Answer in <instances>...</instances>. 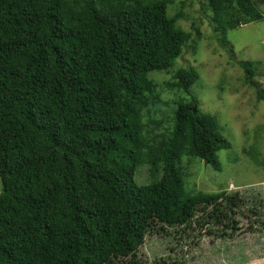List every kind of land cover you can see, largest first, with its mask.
<instances>
[{
    "label": "trees",
    "instance_id": "obj_1",
    "mask_svg": "<svg viewBox=\"0 0 264 264\" xmlns=\"http://www.w3.org/2000/svg\"><path fill=\"white\" fill-rule=\"evenodd\" d=\"M205 1L222 39L263 19L255 0ZM169 2L0 0V264H115L150 226L188 223L199 206L237 227L221 207L237 193H186L177 168L184 156L218 168L231 148L196 107L194 66L163 83L189 97L173 102L171 126L152 133L143 120L158 102L149 72L172 67L192 39L177 24L183 4L168 16ZM237 63L264 100L254 62ZM159 117L148 123L167 124ZM142 166L150 181L138 184Z\"/></svg>",
    "mask_w": 264,
    "mask_h": 264
},
{
    "label": "rangeland",
    "instance_id": "obj_2",
    "mask_svg": "<svg viewBox=\"0 0 264 264\" xmlns=\"http://www.w3.org/2000/svg\"><path fill=\"white\" fill-rule=\"evenodd\" d=\"M255 1L263 19L226 30L225 39L214 29L205 0H171L167 4L168 16L183 4V16L177 24L190 31L192 39L183 46L172 67L149 72L158 84V102L143 116L152 133L170 127L168 115L176 108L173 102L181 97L188 101L189 97L163 83L172 80L171 72L178 67L196 68L199 78L190 89L196 107L216 116L219 130L231 148L217 152L218 168L198 157L188 161L186 156L177 168L186 193L223 189L229 195L237 193L240 200L232 209L230 202L221 204L224 209V204L229 205L226 210L237 227L232 230L227 220L225 225L216 223L208 216L212 207L199 206L188 223L150 226L136 255L115 259V264H264V100H259L254 88L245 82L237 63L254 62L251 79L264 89V0ZM161 109L167 124L148 123L163 118L159 117ZM149 178L147 166L138 168V184L149 182Z\"/></svg>",
    "mask_w": 264,
    "mask_h": 264
},
{
    "label": "water",
    "instance_id": "obj_3",
    "mask_svg": "<svg viewBox=\"0 0 264 264\" xmlns=\"http://www.w3.org/2000/svg\"><path fill=\"white\" fill-rule=\"evenodd\" d=\"M193 109H195V106H193Z\"/></svg>",
    "mask_w": 264,
    "mask_h": 264
}]
</instances>
